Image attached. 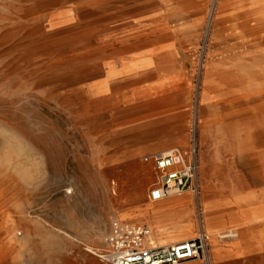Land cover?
<instances>
[{
  "label": "rangeland",
  "instance_id": "obj_1",
  "mask_svg": "<svg viewBox=\"0 0 264 264\" xmlns=\"http://www.w3.org/2000/svg\"><path fill=\"white\" fill-rule=\"evenodd\" d=\"M122 1L0 0V264H106L113 220L154 224L140 156L192 145L198 192L180 196L196 228L168 241L241 224L258 251L235 263L264 264V0H170L177 45L107 78L105 10Z\"/></svg>",
  "mask_w": 264,
  "mask_h": 264
},
{
  "label": "crops",
  "instance_id": "obj_2",
  "mask_svg": "<svg viewBox=\"0 0 264 264\" xmlns=\"http://www.w3.org/2000/svg\"><path fill=\"white\" fill-rule=\"evenodd\" d=\"M168 1L170 2V0H124L105 10V17L117 18L111 29L101 39V48L106 49V55L101 56L100 64L103 66L107 78L132 74L131 71L154 61L165 50L177 45L174 39L179 29L173 28L176 26L173 23H179V20L172 19V14L167 10ZM148 200L136 208L151 219L148 211L151 200ZM171 202L173 201H167V203ZM203 202L206 204L205 200ZM183 218L181 217V219ZM229 226L228 223L220 221L217 226L211 227V229H207L206 225L203 228L209 234L208 253L212 264H236L235 261L254 255L258 251V247L251 242L253 237L250 228L245 225H235V229L238 230V235L235 237L221 238L222 234H226L222 233L218 238L216 233ZM155 235L156 233L152 229V240L160 243L157 242ZM197 263L198 260H191L180 264Z\"/></svg>",
  "mask_w": 264,
  "mask_h": 264
},
{
  "label": "built area",
  "instance_id": "obj_3",
  "mask_svg": "<svg viewBox=\"0 0 264 264\" xmlns=\"http://www.w3.org/2000/svg\"><path fill=\"white\" fill-rule=\"evenodd\" d=\"M140 159L150 163L154 172L155 180L148 193L151 201L185 191L198 192L196 146L152 151ZM151 233L149 225L113 220L100 258L106 264H180L191 260L210 264L206 233L168 243L154 242Z\"/></svg>",
  "mask_w": 264,
  "mask_h": 264
},
{
  "label": "bare ground",
  "instance_id": "obj_4",
  "mask_svg": "<svg viewBox=\"0 0 264 264\" xmlns=\"http://www.w3.org/2000/svg\"><path fill=\"white\" fill-rule=\"evenodd\" d=\"M253 40H254V44H251V42L248 44L247 40H245L244 38H241L240 41L237 43V47L244 49V48H247L249 45L250 46L252 45V47H258V48H261L263 46V38H261L260 36H256L255 39H253ZM263 49L264 48H261V51H263ZM145 60H147V59H145ZM164 66H166V65H164ZM242 67H244V66H242ZM157 68H158V66H157ZM164 69H162V70H164ZM239 69H240V67H239ZM172 85H177V83H176L175 80L169 79V81L167 83L164 82L162 84V87L165 86L163 88H167V87H171ZM160 87H161V85H159L157 88L159 89ZM243 96H245V94H243L241 96L238 94L235 97L242 98ZM166 198H168V197H166ZM166 198H163V199H160V200H157V201H152V203H154V204L149 207V210L151 211V213L152 214H155V216L153 218L154 219V224H150V226H151V229H153V231L156 233L155 236H156L157 242H160V243L161 242H167L169 240V238L175 237V236H179V237H183V236L184 237H189V236H192L194 234V232H195L196 222H195V220L193 219V216H192L193 215V210L191 209V207L187 206L190 203L189 199H186L185 197L180 196V194H178V195H171V197L169 196V198L167 200H164ZM169 200H172L173 202L167 203V201H169ZM172 213H175V214L181 215V216L190 214L191 215L190 216L191 217V220H190V223L188 224V226H186L184 223H182V224L179 223V226H178V229L176 230V233H173V234L170 233L169 230H166V229L161 230L159 228V230L156 231L158 229V227H160L159 224H161L164 221H168V219H170V216H171ZM183 221H187V220L184 219ZM231 234H232L231 237L232 236L233 237L236 236V233L235 232L234 233L231 232ZM226 236H230V233L222 234L220 237L222 238V237H226ZM247 261H248V259H247ZM256 261H258V260H256ZM253 264H255V263H253Z\"/></svg>",
  "mask_w": 264,
  "mask_h": 264
}]
</instances>
